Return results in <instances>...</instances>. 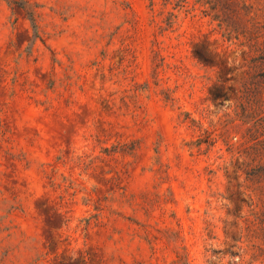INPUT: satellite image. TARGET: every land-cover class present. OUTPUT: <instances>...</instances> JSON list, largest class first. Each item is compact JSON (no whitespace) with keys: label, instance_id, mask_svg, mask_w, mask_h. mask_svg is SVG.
<instances>
[{"label":"rangeland","instance_id":"obj_1","mask_svg":"<svg viewBox=\"0 0 264 264\" xmlns=\"http://www.w3.org/2000/svg\"><path fill=\"white\" fill-rule=\"evenodd\" d=\"M0 0V264H264V0Z\"/></svg>","mask_w":264,"mask_h":264},{"label":"trees","instance_id":"obj_2","mask_svg":"<svg viewBox=\"0 0 264 264\" xmlns=\"http://www.w3.org/2000/svg\"><path fill=\"white\" fill-rule=\"evenodd\" d=\"M198 3L203 6H208L210 13L213 14V18L219 20L220 23H226L225 7L233 0H197Z\"/></svg>","mask_w":264,"mask_h":264}]
</instances>
